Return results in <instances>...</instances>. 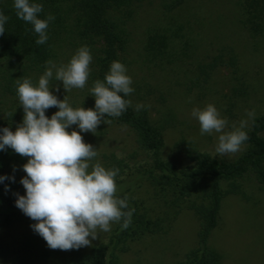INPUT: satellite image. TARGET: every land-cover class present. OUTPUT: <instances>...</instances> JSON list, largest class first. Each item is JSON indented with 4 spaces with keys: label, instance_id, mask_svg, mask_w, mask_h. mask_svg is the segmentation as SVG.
<instances>
[{
    "label": "rangeland",
    "instance_id": "374dc122",
    "mask_svg": "<svg viewBox=\"0 0 264 264\" xmlns=\"http://www.w3.org/2000/svg\"><path fill=\"white\" fill-rule=\"evenodd\" d=\"M126 28V47L119 52V61L133 82L131 103L144 104L151 119L162 125L164 158L182 163L185 142L189 141L198 149L215 154L218 134H200L199 122L191 116L194 107L203 109L213 104L229 121L226 129L229 131L232 124L238 125L240 120L247 119L248 111L254 110L257 115L264 110V0H186L172 12L163 9L162 0H144L132 16L126 18ZM82 46L87 45L72 35L57 47L52 62L57 66L67 64ZM90 46L87 47L92 55L91 74L97 68L101 53L98 41ZM229 50H233L238 60L236 73L228 66H219L206 82L195 80L201 63L211 61L220 53L226 57ZM41 75L31 79L34 86ZM89 83L88 77L83 89L65 92L62 82L53 81L59 91L55 88L50 91L61 100L66 96L74 109H89ZM3 100L6 110L0 113V129L4 128L1 124L7 121L9 112L16 111L17 107L8 97ZM17 102L20 106L18 97ZM56 111L58 109L53 107L45 112L50 118ZM17 125L6 127L15 131ZM80 134L83 141L98 152L92 163L101 164L103 153L120 157L135 154L132 163L143 158L134 131L122 123H101L95 134ZM244 148L241 146L237 153L223 157L232 159ZM17 175L19 177V173ZM242 183L249 199L238 194L226 195L222 199L218 225L209 238L212 249L218 254V264H264V191L252 174L244 177ZM136 198L141 207L143 202L149 209H159L147 184L137 188ZM197 226L193 212L182 209L167 233L130 242L120 255L119 264H173L195 246ZM25 231L33 229L19 224L0 228L13 248H18L19 238ZM107 234L100 232L91 245L104 240ZM9 259V255L2 258L1 264H12Z\"/></svg>",
    "mask_w": 264,
    "mask_h": 264
},
{
    "label": "trees",
    "instance_id": "16d2710c",
    "mask_svg": "<svg viewBox=\"0 0 264 264\" xmlns=\"http://www.w3.org/2000/svg\"><path fill=\"white\" fill-rule=\"evenodd\" d=\"M142 1L30 0V3L43 6L39 18H46L49 14L54 16L47 29V42L37 45L38 34L30 23L16 16L14 0H0V13L9 17L5 33L0 35V113L6 110L3 98L8 97L13 105H17L16 111H10L5 118L7 121L1 125L6 127L22 122L24 113L17 102V81L33 80L35 75L43 74L48 67L47 62L56 58L57 47L72 35L91 48L95 41L100 44L101 56H98L97 68L89 75L90 87L87 89L88 107L94 109L95 98L91 96L94 82L103 81L111 63L119 61V52L125 49L127 42L126 18L132 16ZM185 1L162 0V6L166 12H172ZM225 56L220 53L211 61L201 63L195 80L206 82L219 66H228L236 73L238 60L235 53L229 50ZM124 98L131 101L130 95ZM45 115L48 117L46 112ZM106 120L130 127L135 133L137 148L143 154L137 163H132L135 154L127 157L115 153L101 155L100 162L106 170L119 169L115 178L117 196L123 198L127 195L129 208L135 209L131 225L122 229L119 223H115L105 239L91 245L87 251L80 248L67 251L50 249L34 231L23 232L18 248H13L0 233V264L8 255L12 264H47V261L49 264H119L120 255L130 242L167 233L182 209H190L197 220L196 244L173 264H218V254L212 249L209 238L218 225L222 199L228 194L249 199L242 185V179L249 174L255 177L264 191V110L255 115L254 121L250 120L249 127L245 129L249 139L236 157L217 156L198 149L189 141L185 142L180 164L162 156L163 127L151 119L147 107L136 111V104L131 103L120 117H106ZM67 130L79 132L76 125ZM27 159L10 148L0 151V176L14 178L0 181V228L19 224L27 229L35 223L15 205V194L25 195L20 179L26 176L22 166ZM145 184L151 188L158 210L147 208L143 202L141 207L136 198L137 188Z\"/></svg>",
    "mask_w": 264,
    "mask_h": 264
},
{
    "label": "clouds",
    "instance_id": "9594fccd",
    "mask_svg": "<svg viewBox=\"0 0 264 264\" xmlns=\"http://www.w3.org/2000/svg\"><path fill=\"white\" fill-rule=\"evenodd\" d=\"M16 16L33 26L38 34L35 41L43 45L48 40L47 29L54 16L39 18L43 6L30 0H14ZM9 17L0 13V35L5 33ZM92 55L87 46L80 47L67 64L57 66L51 60L39 77L38 84L31 79L17 81L16 94L23 108V119L15 131L8 127L0 129V151L12 149L21 157H27L22 166L26 176L20 179L25 195L16 193L15 205L24 215L35 221L30 225L50 249L73 250L91 246L100 232L111 231L112 224L119 223L127 229L135 211L128 206V196H117L115 178L118 168L105 169L99 162L92 163L98 152L83 141L81 132L96 133L101 123H111L106 117H120L131 101L124 97L133 93L132 79L126 67L113 61L104 80H96L91 89L95 98L94 109L73 108L66 96L58 99L50 88H59L53 81L62 82L65 92L74 88L83 89L90 74ZM122 94V95H121ZM57 108L51 117L45 115L49 108ZM146 106L137 104L136 111ZM191 116L198 120L200 134H218L215 154H235L249 139L245 129L255 112L248 111L247 119L229 127L213 104L203 109L194 107ZM72 125L76 130L68 131ZM14 180L0 176V181ZM7 190V186H6ZM91 238V239H89Z\"/></svg>",
    "mask_w": 264,
    "mask_h": 264
}]
</instances>
